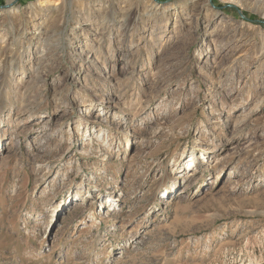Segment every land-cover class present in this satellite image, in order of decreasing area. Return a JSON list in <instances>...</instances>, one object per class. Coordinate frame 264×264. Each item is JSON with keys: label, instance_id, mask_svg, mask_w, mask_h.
Segmentation results:
<instances>
[{"label": "rangeland", "instance_id": "1", "mask_svg": "<svg viewBox=\"0 0 264 264\" xmlns=\"http://www.w3.org/2000/svg\"><path fill=\"white\" fill-rule=\"evenodd\" d=\"M0 264H264V0H0Z\"/></svg>", "mask_w": 264, "mask_h": 264}, {"label": "bare ground", "instance_id": "2", "mask_svg": "<svg viewBox=\"0 0 264 264\" xmlns=\"http://www.w3.org/2000/svg\"><path fill=\"white\" fill-rule=\"evenodd\" d=\"M61 2V1H60ZM61 10L58 11L57 13V16L58 14L60 13ZM162 64V63H161ZM192 162L194 161L193 158L191 160ZM196 167V166H194ZM193 177V176H192ZM80 209V208H79ZM106 220V216L104 214H101V215H98L96 217H94L93 221H92V225L95 226V225H98L100 222L102 221H105Z\"/></svg>", "mask_w": 264, "mask_h": 264}]
</instances>
